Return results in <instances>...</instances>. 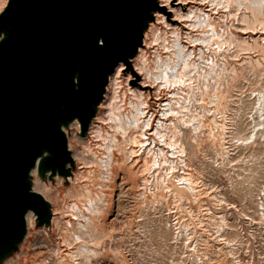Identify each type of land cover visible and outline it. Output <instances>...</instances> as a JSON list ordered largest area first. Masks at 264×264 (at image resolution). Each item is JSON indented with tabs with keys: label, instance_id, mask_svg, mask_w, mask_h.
Here are the masks:
<instances>
[{
	"label": "rangeland",
	"instance_id": "374dc122",
	"mask_svg": "<svg viewBox=\"0 0 264 264\" xmlns=\"http://www.w3.org/2000/svg\"><path fill=\"white\" fill-rule=\"evenodd\" d=\"M217 2L219 1L166 0L160 2L155 7V12L147 18L150 23L161 29L166 27V24L167 27L176 26L183 36L187 24L182 22L183 18L176 15V10L185 12L188 6L193 5L202 9L204 17L206 12L209 13V19L214 22L218 32L229 33L228 30H232L244 39L264 40V31H260L262 29L259 27L237 28L236 16L227 11L226 7L216 5ZM161 8L163 11H160ZM155 16H158V19H155ZM209 28L207 26V29ZM182 40L186 41L185 38ZM142 48L147 53L151 52L156 49V42L144 44ZM213 49H216L215 43L210 46V50L204 46L202 58L198 54L199 50H195L194 60L199 66L200 74H203L204 69L208 70L211 59L216 61L217 68L226 60L235 65L241 63V54L232 57L231 53L235 48L231 44H221L220 49L215 52ZM167 51L165 48L162 54ZM250 55L256 58L257 53L250 52ZM227 66L229 67V64ZM136 68L133 66V60L124 62L118 74L119 80L125 79L128 87L147 94L148 109L153 115L152 127L159 126L157 116H161V112L168 110L169 106L176 107L178 103L175 100H179L188 87L175 85V98H171L167 103L171 94H156L155 84L144 76L143 70ZM248 72L236 82L228 99V133L225 135L222 149H218L220 154L207 145L204 127H199L197 131V137L202 139L200 150L196 149L193 138L190 137L196 150L195 155L191 154L187 141L180 137L184 142L185 153L182 156H178V152L175 153L177 157L174 161L173 181L178 186L185 184L184 179L176 180L183 173V167L199 176L201 193L196 199L192 196L187 199L183 194V199L174 200L172 203H166L163 199L148 202L149 184H146L140 194L142 185L138 177H134L136 165H131L134 157H126L127 146H123L121 150L114 149L113 158L116 161L111 166V179L106 180L104 168L89 163V154L81 153L82 144L88 136V120L84 126L81 123L77 126L75 122L67 124L66 120L61 119L65 122L64 130L68 138L70 156L61 165L53 164L49 157H45V177H41L34 167L28 171L26 179L29 188L42 200V204L37 205L32 212L37 216V221H34L33 217L32 222L28 223L24 239L6 261H0V264H37L43 261V264H52L57 256V247L64 248L57 234L58 225L69 216L72 220V230L76 233L80 229L78 221L82 220L73 218L70 213H64L61 203L68 190H74L80 181L86 180L84 177L78 179L76 175H83L84 172L89 175L92 198L98 195L107 200L106 204H103L101 199L98 200V204L101 207L106 205V209L94 218L97 238L83 235L81 239L72 241L69 249L71 254H65L64 263L81 264L80 260L85 261V258L76 254L77 246L81 248L80 245H89L98 252L95 256H90V264H264V93H261L264 90V69L255 70L254 74H251L253 71ZM261 86L262 91H259ZM188 92L193 100V93L190 90ZM255 97L260 99L252 109ZM195 103L196 107L201 109L198 103ZM188 105H191V100ZM201 105L206 114L211 113V109L206 111L211 107L210 104L202 102ZM104 107L105 105L101 104L97 106L98 114L103 112ZM93 115L92 111V120L95 119ZM215 115L220 119L219 113ZM173 120L177 125L184 127L181 121ZM94 123L104 124V121L95 119ZM164 124L173 129L170 120L167 119ZM190 128L192 131L191 126ZM153 130L154 128L148 131L147 142L150 141V147L154 145L151 139ZM176 131L175 137L179 140L180 135ZM237 131L242 135L250 132V139H230V133ZM191 134L196 133L192 131ZM168 147H165V150ZM56 166H60L58 170H55ZM92 166L99 173L98 176L92 174ZM88 169L91 170L89 173L86 172ZM83 202L85 205L79 202L78 204L86 212L84 207L87 206V201ZM185 202L186 205L183 206ZM187 210H193L195 216L191 217ZM51 212L52 219L49 221ZM182 219L190 221V224L181 227L178 222ZM67 225L68 228L71 227Z\"/></svg>",
	"mask_w": 264,
	"mask_h": 264
},
{
	"label": "bare ground",
	"instance_id": "6f19581e",
	"mask_svg": "<svg viewBox=\"0 0 264 264\" xmlns=\"http://www.w3.org/2000/svg\"><path fill=\"white\" fill-rule=\"evenodd\" d=\"M163 1L166 0H154L155 6L148 8V14L154 13L155 7ZM218 1L216 5L226 7L227 11L236 16L238 22L237 28L254 29L255 27H259L262 29L260 31H264V0ZM8 2L9 0H0V13L6 8ZM213 8L216 12L219 11L215 6ZM246 11L247 13H245ZM202 12L201 8L193 5L188 6L185 12L176 10V15L179 18H183L182 22L187 24L186 31L182 33L183 36L176 26L167 27L166 24V27L161 29V27L150 23L151 21L147 16H144L143 22L140 23L142 41L138 44L134 54L128 57L129 61L133 60V66L137 67L139 71L143 70L144 76L148 77L155 84L154 90L156 94L160 92L171 94L169 99H167V103L170 102L171 98H175L173 96L176 93L174 87L179 84L187 85L188 90L193 93V100L187 90L184 94L180 95L179 100H175L178 103L176 107L169 106L168 110L161 112V116H157L160 122L159 126L155 125L152 127L153 115L148 109L147 94L128 87L125 79L119 80L120 67L124 63L123 61H119L110 71L106 72V83L101 91L99 100L89 104L94 112L93 117L95 116V119L103 120L104 124H95L94 118L92 120L90 116L87 117L86 132L88 136L82 144L81 153L89 154V163H93L98 168L103 167L105 179L110 180L112 173L111 166L116 161L113 158L114 149L121 150L123 146H127L128 155L126 157H134L131 161V165H136L134 177H138L142 185L140 194L143 193L142 189L146 187V184H149L150 197L148 202L150 203L162 199L166 203H172L174 200L183 199V194H185L187 199L190 196L196 199L201 193L199 176L194 175L188 170L186 171L187 168L183 167V173L176 180L184 179L185 184L178 186L173 181L174 161L177 157L175 153L178 152V156H182L185 153L184 142L181 141L180 137L184 141H187L190 145L191 154L195 155L196 150L190 141V137L192 136L196 149L200 150L202 139L197 137V131L199 127H204L206 129L205 140H207V145L219 153L218 149L219 147L222 149L225 135L228 133L226 121L227 102L236 82L242 79L248 71H253L251 74H254L255 70L264 69V42H261L264 40H258V38H250L251 40L244 39L232 30H228L229 33H224L222 28H220L222 32H218L214 22L209 19V13L206 12V17H204V12ZM155 19H158V16H155ZM160 19L162 20V17ZM207 26L210 28L207 29ZM7 34L8 28H2L0 30V39ZM182 38H185L186 41L182 40ZM152 42H156V49L147 53L142 47L144 44H151ZM213 43L216 44V49L218 50L221 44L227 43L228 46L231 44L235 48L231 53L232 57H238L241 54V63L235 65L226 60L222 62L221 67L217 68L216 61L211 59V63L207 67L208 70L204 69L203 74H200L198 72L199 66L194 60V56L196 55L195 50H199L198 54L202 58L203 47L205 46L210 50V46ZM165 48L168 51L166 54H162ZM216 49H213V52ZM250 52L257 53L256 58H252ZM227 64H229V67ZM262 86L259 91H262ZM261 93H264V90ZM259 99V97H255L251 106L252 109L257 106ZM190 100L191 107L188 105ZM195 102L198 103L201 109L196 107ZM202 102L211 105V107L206 109L207 112L210 109L212 110L210 114L204 112V107L201 105ZM99 104L105 105L101 114H98L97 110ZM216 113H219L220 119L216 118ZM167 119L171 121L173 129L165 126L164 123ZM173 119L181 121L184 127L179 124L177 125ZM65 120L67 124L75 122L77 126L78 124L80 126L81 123L77 115H73L71 119L66 118ZM161 121L164 123L162 122V124ZM65 122L60 119L57 121L60 130L66 138L68 157L70 156V149L68 148L67 134L64 130ZM190 126L196 134H191ZM152 128L154 130L151 134V139L154 145L150 147V141L147 142V139L149 140L148 131ZM174 131L179 132V140L175 137L177 133ZM230 134V139L248 140L251 137L250 132L243 135L239 131ZM157 141H160V143ZM165 147H168L169 150H165ZM51 154L52 152L46 145H42L39 153L36 154L35 161L30 164L28 171L30 172L32 167H34L41 177H45L43 174L45 169L44 158L51 156ZM184 164H186L185 161ZM55 170H58V166L55 167ZM90 171L88 169L86 172L89 173ZM79 174H76L78 179L84 177L86 180L80 181L74 190H68L64 200H62L61 206L64 213H70L73 218L82 220L78 221L80 229L76 233L72 230V220L69 216H66L65 220L58 225L57 234L60 236V241L64 248L62 249L61 246L57 247V256L52 261V264H70L68 262L64 263L63 259L65 258V254H71L69 249L71 248L72 241L81 239L83 235L92 238H97L98 236L96 235L97 225L94 218L104 212L106 205L101 207L98 204V200L101 199L98 195L96 198H92L88 180L89 175H85V172L83 175ZM92 174L99 175L93 166ZM42 197L44 199V196ZM83 201H87V206L84 207L86 212L78 204L79 202L85 205ZM101 201L103 204L107 203V200L105 201L104 198ZM184 205H186V202ZM187 211L191 217L195 216L192 212L193 210ZM32 212V209L24 211L23 226H16L9 230H0V261L5 262L6 258L14 252L19 242L24 239L28 223L32 222L33 217L34 221H37V216L35 213L32 214ZM52 214L51 212L49 221L52 219ZM178 223L183 227L188 226L190 221L182 219ZM67 224L71 227L68 228ZM69 231L71 233L67 234ZM80 246L81 248L77 246L76 254L81 255V257L83 256L86 261L80 260V263L90 264V256H95L98 253L97 250L89 245ZM43 262L37 264H43Z\"/></svg>",
	"mask_w": 264,
	"mask_h": 264
},
{
	"label": "water",
	"instance_id": "95a60500",
	"mask_svg": "<svg viewBox=\"0 0 264 264\" xmlns=\"http://www.w3.org/2000/svg\"><path fill=\"white\" fill-rule=\"evenodd\" d=\"M154 3L9 0L0 14V30L8 28L0 39V230L23 226L24 211L42 204L26 179L30 164L42 145L53 164L68 158L57 121L77 115L84 126L106 72L141 43ZM98 33L109 38L103 51L94 47Z\"/></svg>",
	"mask_w": 264,
	"mask_h": 264
},
{
	"label": "snow or ice",
	"instance_id": "6c2138e0",
	"mask_svg": "<svg viewBox=\"0 0 264 264\" xmlns=\"http://www.w3.org/2000/svg\"><path fill=\"white\" fill-rule=\"evenodd\" d=\"M160 11H163V9L161 8ZM93 43H94V47L98 51H103L109 45V38L104 33H98Z\"/></svg>",
	"mask_w": 264,
	"mask_h": 264
}]
</instances>
